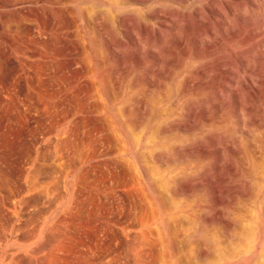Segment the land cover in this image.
Instances as JSON below:
<instances>
[{"label":"rangeland","instance_id":"obj_1","mask_svg":"<svg viewBox=\"0 0 264 264\" xmlns=\"http://www.w3.org/2000/svg\"><path fill=\"white\" fill-rule=\"evenodd\" d=\"M199 2L0 0V264H264V85L192 88L139 28Z\"/></svg>","mask_w":264,"mask_h":264},{"label":"bare ground","instance_id":"obj_2","mask_svg":"<svg viewBox=\"0 0 264 264\" xmlns=\"http://www.w3.org/2000/svg\"><path fill=\"white\" fill-rule=\"evenodd\" d=\"M186 1L188 3L190 2V0H186ZM183 8L185 9V7ZM161 9L155 11L154 13L156 19L155 22L152 21L147 22L148 20H145L144 18L140 19V21L138 19V21L141 22L140 23L141 27L139 26L138 27L140 28V31L144 33V35L146 34L147 38H150L149 37L150 34L152 35L150 41L153 40L154 42V40L155 41L157 40L159 43V47H163L164 49H169L168 51H171L172 52L171 54H173V51H175V47L180 49L181 55H183V57L182 59H175L173 57L174 59L170 64L173 65L174 67L177 68L185 65L188 66L191 63L189 62L188 64L189 60H192L191 63L192 65L196 64V62H199L200 60L206 61L205 67L194 68L192 66L188 74H186L187 70L185 71V75L183 73L184 75L183 77L190 82V84L186 83V85H191V87L192 85L194 86L197 85L200 88H209L211 87L213 81H217L218 86L216 88H229L231 85L234 84L238 86L239 83L243 82V78H241L240 75L241 72H246L249 70L254 71L255 72L254 77H256L254 79L250 77L251 82L253 83L255 81H258L260 84L264 85V72L262 73L256 69H253L252 67L250 68L249 65L254 60L264 61V18L260 17L261 13L264 16L263 13L264 0H260V1L259 0H200L198 4L197 3L191 4L190 11L188 12L176 10L178 11L176 12L177 15H172V14L169 15L162 11L164 8L162 10ZM136 11L139 12L140 9ZM168 28H170L171 31H169ZM179 32H182V35ZM166 33L167 36L168 34H173L176 37L175 39L173 37L174 41H176L174 44L175 47L172 46L167 47L165 41ZM245 33L246 35L244 36L245 38L243 39L242 36ZM186 36L192 37L193 39L191 43L192 45L189 44L188 38ZM136 37H138V35ZM140 38L141 37H138L139 46L142 45L141 44L142 39L140 40ZM145 43H146V47L147 45L149 46L150 44L148 42ZM244 46H246V48H243ZM141 48L143 47L141 46ZM134 49L135 48H133V50ZM174 54L176 53L174 52ZM185 59H187L188 61L187 62L184 61ZM181 60L184 62H181ZM161 61L168 62L164 58L161 59ZM185 68L186 67H184V69ZM170 77L172 78V75ZM245 81L246 80L244 79V82ZM247 87L251 88L250 86ZM232 88H237V87H232ZM155 199H156L154 201V205L156 207L155 213L157 214L155 215V217L161 219L159 225L161 226L163 232L166 231L167 234H173V236L170 237L171 240L169 241V243L171 242L172 244H174L173 246H175V243L177 241V234H179L185 229H188L190 225H193L195 219L191 216L192 214L188 213L187 215H185L186 214L185 213L183 215V218L181 217L182 219L180 220L176 219V224L173 225V223H171L172 219L169 218L170 216L168 215L171 212L169 201L163 195L162 196L160 195ZM235 203L237 202L235 201ZM172 216L173 215H171V217ZM196 223H199L198 219ZM205 223L206 222H204V224ZM202 240L203 243L206 242V241L204 242V239ZM253 248L254 249L257 248V242L255 243ZM182 251L183 250H181V248L178 247L177 252L174 254L177 264H194L191 261H185L183 259V256H180L181 255L180 252Z\"/></svg>","mask_w":264,"mask_h":264}]
</instances>
